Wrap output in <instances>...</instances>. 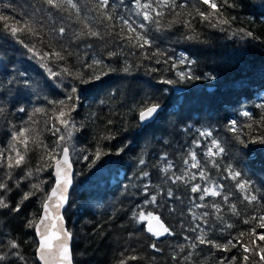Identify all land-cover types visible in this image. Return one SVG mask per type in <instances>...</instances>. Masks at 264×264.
<instances>
[{
    "label": "trees",
    "instance_id": "trees-1",
    "mask_svg": "<svg viewBox=\"0 0 264 264\" xmlns=\"http://www.w3.org/2000/svg\"><path fill=\"white\" fill-rule=\"evenodd\" d=\"M74 2L78 14L67 6L52 9L43 0H0V12L29 21L39 33L21 35L20 43L0 25V107L4 108L0 150H5V156L15 155L9 149L12 133L30 130L25 163L8 169L6 160H0V179L9 174L14 177V184L6 183L11 189L4 193L7 202L14 207L25 192L35 191L26 190L31 189L30 182L40 185L42 159L51 175L49 155L56 156L68 144L76 149L78 144L82 152L77 153L80 160H75L76 174L86 176L79 180L84 192L78 199H83L84 207L72 209L70 203V215L65 217L68 229H80L77 237L72 235L74 264H86L81 250L95 252L90 257L93 264H118L129 256L137 259L127 264H220L231 257H236L232 264H244L241 242L250 243L253 238L247 233L257 223L253 218L264 215V144L254 142L264 137V0H232L237 4L234 8L223 7V0H217L222 15L210 19L214 23L224 18L230 23L216 28L196 13V8L211 11L199 0H168L175 7L141 0L163 13L151 12L159 24L144 21L135 0H109L107 12L112 21L99 14L98 0ZM121 17L135 32L121 31ZM185 21L191 26H185ZM110 24L115 27H107ZM88 28L99 36L84 35ZM248 31L252 37L245 34ZM137 35L148 43L136 39ZM53 51L64 59L50 55ZM97 60L101 63L93 64ZM180 72L200 79L181 80ZM81 73L87 83L81 82ZM94 75L100 79H92ZM25 79L28 86L21 83ZM61 100L68 123L54 127ZM155 102L162 107L156 119L140 123V109ZM20 107L26 111H18ZM37 108L43 111L34 112ZM37 122L42 126L41 136L33 143L31 127ZM233 122L235 130H231ZM200 131H209L211 136L202 137ZM213 139L223 151L213 148ZM17 147L23 153V145ZM209 148L215 155H206ZM191 153L196 155L197 168L191 167ZM232 171L240 175L233 179ZM177 176L182 179L176 180ZM238 181L246 182V190L237 187ZM194 185L200 186L195 193L191 191ZM49 187L25 201L18 213L0 209V250L7 251L9 242L15 241L34 264L36 241L28 221L39 216ZM204 188L220 195H205ZM89 192V199H98L102 208L96 203L86 206ZM245 195L257 199L249 203ZM148 213L158 216L171 234L155 240L147 233ZM82 232L87 238L79 241ZM241 232L246 234L241 237ZM257 232L264 233V229L257 228ZM201 235L221 244L233 240L237 247L225 252L200 244L196 238ZM194 242L196 248L191 247ZM257 244L264 246L261 241ZM14 259L2 264H21ZM253 261L264 264L255 255L249 264Z\"/></svg>",
    "mask_w": 264,
    "mask_h": 264
},
{
    "label": "snow or ice",
    "instance_id": "snow-or-ice-1",
    "mask_svg": "<svg viewBox=\"0 0 264 264\" xmlns=\"http://www.w3.org/2000/svg\"><path fill=\"white\" fill-rule=\"evenodd\" d=\"M43 3L48 5L52 9H57L60 10L64 6H67V8L76 10L77 14L79 13V7L74 0H43ZM158 3L161 4L164 7H175L176 5L173 3L171 5L168 4V0H158ZM199 3L207 5L208 9H211V11H201L199 8H196L195 11L196 13L201 17L203 21H208L211 25V27L216 28L220 25H226L229 24L230 21L228 19L224 18H218L216 21L213 23L210 18L212 17H217L221 16V7H227V8H234L237 7V4L232 2V0H223V4L218 5L217 0H199ZM135 6L136 9L138 10V14L143 16L144 21H152L153 23L159 24L158 20H155L151 12L155 11L156 16H162L163 13L160 11H157L153 9L151 3H141V0H135ZM5 7H9V5H5ZM96 9L99 11V14L107 21H112L113 16L108 14L107 9L109 7V0H98V2L95 5ZM191 15V13H189ZM122 25L124 26L121 31L124 30V28L127 29L129 33L135 32V29L132 27V25L129 23L127 19L120 18ZM0 25H2V29L5 32H8L13 38L18 39V42L23 43V40H20L19 37L25 33L31 34V35H37L38 33L36 32L34 26L27 20L21 21L18 20L14 17L8 16L0 12ZM144 25L141 24L140 27H143ZM185 26L190 27V22L185 21ZM107 27H115L114 24L107 25ZM223 30V29H221ZM64 28L61 27L59 29V32L61 34L64 33ZM241 32H244L243 29H240ZM247 36L252 37L253 33L251 31H248L245 33ZM84 35H90L93 37L99 36V33L97 31H93L91 28H88L87 33H84ZM133 37L129 36L128 39L131 40ZM138 40H142L144 43H148L147 40H144L143 36L137 35L135 37ZM27 47V45H25ZM28 51L32 52L33 48L29 47ZM44 55H49V53H45ZM50 55L57 57L60 60L64 59V56L60 52L53 51ZM101 62L100 61H94L93 64L99 65ZM181 63H184V60H181ZM191 63V62H189ZM89 68H93V65H88ZM128 68H125L124 71H128ZM65 72H67V69H64ZM51 75L55 76L56 73H51ZM70 74V73H69ZM179 77L181 80H188V79H200L199 76H195L194 74L191 73H184L180 72L178 73ZM207 75V74H205ZM20 76H24V73H20ZM83 74H80L81 82L82 83H87V80H84ZM92 79H100L99 75H94L91 77ZM211 79H215L214 76L209 77ZM9 83H13V81H9ZM21 83H23L25 86H28V81L22 80ZM163 83L165 84H174L176 81L173 80H164ZM75 91V88L73 89ZM71 99V97H69ZM59 104L62 106L58 112V114L55 116V119L59 121L61 125H67L68 120L65 119V117L68 115L64 111V106L65 101L61 100L59 101ZM161 105L159 102L151 103L146 107H143L139 111V120L141 122H145L151 118L154 117V115L158 112L160 109ZM264 107V105H262ZM74 110V109H72ZM20 112H25L26 109L23 107H20L18 109ZM43 111L42 109H35L34 112H41ZM4 112V108L0 107V113ZM245 116L248 115L247 112L244 113ZM235 122H233V128L231 130H235ZM60 129H55V131H59ZM29 129L25 128H20L19 131H15L12 133V141L9 145V149L11 152H14L15 155L8 154L5 156V150H0V160H6V166L8 169H13V168H20L24 163L26 159V152L28 151L27 145L29 143V138L27 137L26 133L29 132ZM200 136H211V132L209 131H200ZM61 140H63V137H60ZM33 143L36 142V139L34 138L32 140ZM254 142H259L261 144H264V137L259 138L258 141ZM243 143V141H241ZM211 144L213 148H216L218 151H223L222 148L219 147L217 141L213 139L211 141ZM17 145H23V153L20 150V148L17 147ZM213 148H209L206 155L212 156L215 155L213 152ZM53 152H55V149H53ZM191 167L192 168H197L199 165L196 163V155L195 153H191ZM50 159H54L56 161V171H55V186L51 189L50 193H48L45 197V200L42 204V209H43V215L38 217V219H33L28 221V224L30 227H33L36 231L37 236L39 237L38 241V246L36 248V257L37 259L41 262V264H74V258L72 255V252L69 248L68 242L72 239V233L68 232L66 230L60 229L57 225V223H51L50 225L46 223V221H49L50 219L53 218V213L50 211L51 208L55 207L57 209V214H55L54 219L55 221H62L63 217L58 214V210L64 206V204L68 200L67 196V191H68V186L72 183V180L69 176V169L71 168V165L69 164L68 161V149L64 148L63 149V160L60 158L56 157L55 155H49ZM87 158V157H86ZM97 158H99V154H97ZM144 160H140V164H143ZM188 161L185 160V164H187ZM67 166V167H64ZM39 170V169H38ZM167 171V169H165ZM187 174V173H185ZM27 175H31V173H27ZM145 176L148 175L147 172L144 173ZM232 178L235 179L238 175H240L237 172L232 171L231 172ZM200 176L201 178H204V172L203 170L200 171ZM9 179H11V175L9 174ZM195 179V176L192 177ZM176 180L182 179V177L177 176L175 177ZM17 187H19V182H17ZM237 187L244 191L246 190V182H237ZM31 188L34 189L35 191H28L25 192L20 201L14 206H10L9 203L7 202L4 193L7 191H11V189L8 187L6 183L0 182V209H10L12 212H20L21 207L24 204L25 201H28L31 197L36 195L38 192H42L43 188L38 185V184H32ZM200 190L199 185H194L191 187V191L193 193L197 192ZM203 192L205 195H211L213 197L220 195V193L212 188H204ZM156 197L153 196L152 200L155 201ZM200 199H204V195L200 196ZM245 200H248L249 203L255 201L257 198L255 195H245L244 197ZM224 200L227 201L228 197L224 196ZM52 202V203H50ZM216 207V211L219 212V207L216 205H213ZM232 211L235 212V205H232ZM135 215V214H134ZM204 215H207L205 213ZM148 217L152 220H156L158 224V230H154L151 225L148 228V231L151 232L154 236H161L165 233L171 234L169 232V229L164 226L163 223L160 222L159 217L153 216L151 213H148ZM140 219L143 220L145 219V214L143 212L140 213ZM257 221L254 227L249 229V232L247 235H250L253 239L250 241V243H242L241 242V247L243 248V252L246 253V255L243 256V262L244 264H249V261L252 258V255L258 256L260 262H264V246H259L257 244V241L264 242V233H258L257 228L259 229H264V215H261L259 217H254ZM244 223H250L249 220H245ZM44 228V231H41V228ZM55 228L57 231H49V228ZM228 227H231V225H228ZM246 233L241 232L240 236L243 237ZM200 244H208L211 245L214 248L223 250L225 252L229 251L230 248H235L237 247V244L233 242V240H228L226 244H221L217 243L211 239H205L203 235L197 236L196 238ZM53 241H56L57 243L53 245ZM196 243H192L191 247L196 248ZM153 248H156V245H152ZM181 247V251H183V246ZM20 248V245L15 242V241H10L9 244L7 245V251L0 250V264L2 262H8L9 258H15L16 260L20 261L21 264H28V261L26 257L18 250ZM53 248H55V252H53ZM255 248L254 252L252 249ZM251 253V255H249ZM191 256V253H189L188 256L184 257L185 260L189 259ZM137 257L135 256H129L127 257V260H135ZM127 260L125 259H120L118 261V264H127ZM236 260V257H231L229 260H222L220 261V264H232L233 261ZM253 264H256V262L253 261Z\"/></svg>",
    "mask_w": 264,
    "mask_h": 264
},
{
    "label": "rangeland",
    "instance_id": "rangeland-1",
    "mask_svg": "<svg viewBox=\"0 0 264 264\" xmlns=\"http://www.w3.org/2000/svg\"><path fill=\"white\" fill-rule=\"evenodd\" d=\"M38 34H37V36H38ZM43 51H44V49L42 50V53H43ZM53 125H54V127H57V126H66V125H61L58 120H57L56 123L53 122ZM41 128H42V126H41V124L39 122L35 123L31 127V138H33V139L35 138L36 141H37L38 135L41 136ZM68 139L70 141V133H69V138ZM77 140L78 139H74V141H77ZM67 146L70 149L71 159H72V162H73V164L75 166V169H76V161L75 160H80V157H79L78 154H81L82 147L81 146H78V144H77V148L76 149L70 148V144H68ZM75 150H76V154L74 152ZM58 156H59V154L56 155V157H58ZM52 161L54 162L55 160L53 159ZM53 162H52V164H53ZM41 163H42V170H44V171H42V178H40L38 181L40 183V186L43 189H45L46 187H48L50 185V182H51L50 176L51 175H49L48 172H47V167H46L47 163H45V160L44 159H42V162ZM80 163L84 164V162H80ZM40 166H41V164L38 166V168ZM75 172H77V169L75 170ZM16 174H17V172H16ZM80 179L81 180H85L86 179V176H82V175L75 174V176H74V186L72 188V191H73V193H72V202L69 201V206H70V203H71V206L73 207L72 209H77V208H80V207H84L83 199L80 202H79V199H78L79 195L84 192V190L80 188L83 185V183H80L79 182ZM13 180H14V177H12L10 180L8 179V177H1L0 182L3 181L4 183H12V184H14L13 183ZM31 185L32 184L30 182L28 186L31 187ZM14 186H15V188H17L16 184ZM26 190H33V189L32 188L31 189L30 188H26ZM90 194L91 193L89 192V194L86 195V197L84 198V203L89 208L92 207V206H94V203H96L98 201V199H95V200H93L92 198L89 199L90 198ZM96 205L99 206V208H102L104 206V205H99V203H96ZM69 206H68V209L65 212V217H68L67 214L70 215V208H69ZM71 229H72V227H71ZM72 230H70V228H69V231L72 233V235L75 234V236L77 237V233L80 231V229H78V231H76V229L75 230L72 229ZM86 236H87V234L86 233L84 234L82 232L81 236L79 237V241L80 240H83L84 241ZM77 241L78 240H75V246H76ZM86 241H85V244L87 243ZM83 244H84V242H83ZM90 252H87V254H85L86 252L84 250L83 251L81 250L80 256L83 257L82 259H84L86 261V264H93L92 263V260H90V257L92 258L94 256L95 252H92V253H90ZM76 258H77V255H76ZM14 260H16V259H14ZM31 263H33V261L32 262L28 261V264H31ZM34 264H36L35 261H34Z\"/></svg>",
    "mask_w": 264,
    "mask_h": 264
},
{
    "label": "water",
    "instance_id": "water-1",
    "mask_svg": "<svg viewBox=\"0 0 264 264\" xmlns=\"http://www.w3.org/2000/svg\"><path fill=\"white\" fill-rule=\"evenodd\" d=\"M160 110H161V107H160V109L158 110V112H159ZM158 112L154 115L153 118H151V119H149V120H147V121H145V122H141L140 120H139V121H140L141 123H150V122H152V121L156 118ZM138 118H139V115H138ZM63 149H64V148H63ZM59 158H60L61 160H63V150H62V153H61V155H60ZM68 161H69V164L71 165V168L69 169V176H70V178H71V180H72V183L68 186V191H67V193H66L67 196H68V200H67V202L64 204L63 207H61V208L58 210V214H59L60 216L63 217V220H62V221H55L54 216H55V214H57V209H56L55 207H53V208L50 209V211L53 213V218L50 219L49 221H46V223H48L49 225H50L51 223H57V225H58V227H59L60 229H63V230H66V231L70 232V231L67 229V227H66V222H65V219H64V216H63L64 211H65V209H67V206H68L69 196H70V194H71V191H72V188H73V183H74V182H73V177H74V174H75V168H74V166H73V164H72V162H71V159H70V156H69V150H68ZM64 167H67V166H64ZM55 171H56V162H55L54 165H53V173H52V175H53L54 182H53L52 188L55 186ZM52 188H51V189H52ZM51 189H50V191H51ZM50 191H49V193H50ZM50 203H52V202H50ZM43 214H44V213H43V209H41L40 216H42ZM40 216H39V217H40ZM159 219H160V218H159ZM160 222L164 224V222H162V220H160ZM150 225H151V227H152L154 230H158V224H157L156 220H152V219L147 220L146 223H145V229H146L147 233H149L150 235H152V236L154 237V239L157 240V239H160V238H164V237L167 235V233H165V234H163V235H161V236H154L151 232L148 231V228H149ZM164 226L166 227L165 224H164ZM41 231H44V228H43V227L41 228ZM49 231H57V229H55V228H51V227H50V228H49ZM35 235H36L37 246H38L39 237L37 236L36 231H35ZM52 243H53V245H55L57 242H56V241H53ZM68 244H69V248H70V250H71L72 239L68 242ZM53 252H55V248H53ZM71 252H72V251H71ZM35 258H36L37 263H38V264H41V262L37 259L36 256H35Z\"/></svg>",
    "mask_w": 264,
    "mask_h": 264
}]
</instances>
